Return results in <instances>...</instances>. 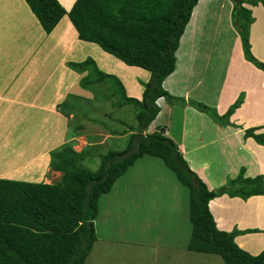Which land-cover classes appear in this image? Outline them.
<instances>
[{
  "label": "crops",
  "instance_id": "crops-1",
  "mask_svg": "<svg viewBox=\"0 0 264 264\" xmlns=\"http://www.w3.org/2000/svg\"><path fill=\"white\" fill-rule=\"evenodd\" d=\"M58 1L69 11L75 0ZM212 1L199 0L194 7L176 51V68L162 84L175 100L171 103L164 98L157 100L160 111L146 131L151 134L162 129V134L175 143L189 168L207 188L218 190L229 180L235 179L241 169H244L245 178L258 175L264 177V153L261 151L264 150V145H259L251 137H244V131L247 129H254V134L264 133V72L244 59L241 41L236 32L235 43L227 56L226 64L222 67L214 63V60L220 58L213 59L221 50L214 51L212 45L201 46L199 43L207 39L203 35L202 25L194 34L190 32L189 36L187 35L188 41L181 44L194 10L198 8L197 13L200 16L205 12L208 14L207 8ZM19 4L21 9L16 11ZM243 5L251 10L252 21L248 32L251 53L258 61L264 63V6L260 3L256 6ZM27 7L24 0H0V179L55 184L60 181L62 174L49 167L50 152L65 142L71 141L74 146L75 143L90 139L89 131L97 128L94 121L103 118L96 110L102 107L103 102L100 98L97 99L93 92L76 89L77 78L83 77L84 74L75 75L76 72L67 66L70 60H85L87 57L83 59V56L87 53L81 54L82 50L85 46L92 45H86L88 42L78 39L67 15L51 33L46 34ZM221 7L220 10H224ZM232 7L231 10L228 9L230 14ZM3 8L7 9V12ZM220 10L214 8L211 12ZM103 56V59L111 60L114 65L105 71L119 78L126 96L140 100L144 90L142 84L149 80L150 73L138 67L127 66L110 55ZM96 64L101 69L99 64ZM215 71L221 72L218 78L214 76ZM80 92L83 95H78ZM71 98L82 101L80 104L72 101L77 113L80 112L81 115L67 111L69 115L66 117L60 112L58 105L67 104ZM181 100L201 103L218 116H223L237 101L240 103L228 117L226 124H221L193 106L183 104ZM86 104L87 109L83 107ZM114 109L112 107L110 110L113 112ZM94 113L100 118L94 117ZM75 115L78 120V123L73 125L77 127L76 132L69 129L70 120ZM39 116L47 122L44 136L39 134L40 130L35 126ZM85 119L89 121L88 124ZM67 132L71 136L69 139H63ZM126 134L123 130L122 136H125L128 142L130 135L126 137ZM102 135L100 131L92 139L97 141V136ZM96 144H86L80 151L91 146L98 148L99 144ZM10 151L13 152L8 154ZM7 155L9 157L6 161L4 159ZM2 158L4 159L1 160ZM48 178L58 179L46 182ZM127 181L124 184H128ZM117 184L120 182L117 181L112 190ZM254 198L264 200V196L242 200L223 194L209 201L208 207L219 230L239 231V235L235 237L236 244L250 254L257 255L264 249V215L251 218L244 214L247 212L248 202ZM96 224L98 225L97 221ZM249 230L258 232H247ZM165 232V226H161L162 249L154 251V264H219L215 255L188 251L187 242L184 245L179 237L165 235ZM108 233L105 232L104 236L96 233L92 253L94 249L99 250V243L104 242L106 248L114 244L112 242L115 240L112 241ZM117 244L122 245L123 242ZM158 253H161L160 258L157 257ZM90 254L85 263L92 259ZM143 263L141 261L140 264ZM108 264L132 263L124 259Z\"/></svg>",
  "mask_w": 264,
  "mask_h": 264
},
{
  "label": "trees",
  "instance_id": "trees-1",
  "mask_svg": "<svg viewBox=\"0 0 264 264\" xmlns=\"http://www.w3.org/2000/svg\"><path fill=\"white\" fill-rule=\"evenodd\" d=\"M24 1L46 34L67 15L80 41L96 44L125 65L149 72L150 78L142 84L144 90L139 100L127 97L119 78L102 71L91 57L67 63L71 70L84 74L79 80L82 89L100 98L99 92L106 87L107 97L117 98L112 101L113 108L134 107L137 125L128 128L134 133L124 149L99 154L96 170L82 166V162L95 155V148L76 152L70 141L49 154L51 170L62 174L59 182L0 179V264H85L96 241L95 220L102 198L144 156L160 159L188 190V251L218 255L223 264H264V250L252 255L241 249L235 242L240 232L219 230L208 207L209 201L223 194L242 200L264 196V177L245 178L241 169L235 179L218 190H209L189 168L177 146L162 134V129L143 134L160 111L157 100H175L162 84L176 68L180 39L199 0H75L69 11L58 0ZM259 3L264 6V0H242L237 10L233 8L232 20L245 60L264 72V63L251 53V10L243 6ZM181 102L221 124H226L240 103L237 101L223 116H218L196 101ZM60 112L69 115L62 108ZM244 137L264 145V133L254 134V129L245 130Z\"/></svg>",
  "mask_w": 264,
  "mask_h": 264
},
{
  "label": "rangeland",
  "instance_id": "rangeland-1",
  "mask_svg": "<svg viewBox=\"0 0 264 264\" xmlns=\"http://www.w3.org/2000/svg\"><path fill=\"white\" fill-rule=\"evenodd\" d=\"M223 1L224 2H222V0H213L212 3H210L209 8H207L208 14L205 12L203 16H200L197 13V18L193 27H188L185 37L183 38L187 42V35L189 36L190 32L194 34L202 25V28L204 29L203 35H205L207 39L202 40L199 43L201 46L212 45L214 51L221 50L220 54L214 56L213 58H220L218 60H214V63L215 65H219L221 67L226 64L227 56L230 54L232 45L235 43V32L237 33L235 27L233 26L234 22L232 20V12L231 14L228 13V9L230 8L231 10L232 6L233 11L234 4L231 0ZM220 7L224 10H220ZM214 8L220 11L211 12ZM3 9L7 12V9ZM20 9L21 6L19 4L16 6V11ZM2 14L5 15L4 12H2ZM16 15L18 16L19 14ZM31 15L33 16L34 14L31 13ZM220 20H222V23H220ZM86 45L92 46L84 47L81 54H87L83 56V59L86 57H92L95 62L99 64L101 70L106 73L108 72L105 71L106 68H113L114 65L111 60L103 59V55L107 53L102 51L100 47L95 44L87 43ZM107 55L109 56V54ZM114 59L118 61L116 58ZM108 73L111 74V72ZM220 74L221 72L215 71V78H218ZM75 75H77V73ZM137 78L144 81L139 76H137ZM79 79L80 78H77L76 89L83 90L79 85ZM78 95L83 94L80 92ZM98 97H100L103 103L102 107L97 108L96 110L103 118L94 121L96 122L97 128L89 131L90 139H86L84 142L79 144L75 143V145L72 146L74 150L80 151L86 144H99H96L98 148H96V146H92L95 148V155L82 162V166L90 170H96L99 166V154H104L110 149H124L127 145V139L125 136H122L123 130L124 132H127L126 137H128L131 133H134L133 130L131 131L128 128L137 125L135 118L136 109L134 107L125 105L121 108H115L112 112V110H110L112 109L111 101H113L114 98L110 99L107 97L106 87L102 88ZM116 99L117 98L115 97L114 100ZM72 101H76L77 104L82 102L81 100H72L71 98L67 104L61 103L58 105V108L60 107L64 109V111H71L75 114L81 115L80 112L77 113L75 103ZM84 106L87 109V104L83 105V107ZM79 111L81 110L79 109ZM93 116L100 118L97 113H94ZM45 123L47 122H44L40 116L37 121H35V126L38 130H40V135H43L44 131L47 130ZM70 123L71 126L69 125V129L71 131L73 130V125L78 123L76 115L72 120H70ZM85 123L88 124L89 121L86 120ZM91 128H93V126ZM100 131H102L103 134L100 136L101 139L99 136H97V141L92 139L94 135ZM118 131H120L121 134H118ZM143 134L146 135L148 132L145 130L143 131ZM70 136V133L67 132L62 138L69 139ZM62 146L57 147L56 150ZM13 151L8 152V154H11ZM261 151L264 153L263 149H261ZM8 157L9 156L7 155L5 159L2 158L1 160L4 159L7 161ZM50 173L51 171L49 172V175H51ZM58 178H54L53 180L52 178H48L49 180H46V182H52ZM125 180H128V184H124V182H126ZM119 182L120 184H117V186L114 187L112 193L105 196L102 203H100L101 212L98 219L95 220L96 233L99 232V234L104 236V233H108L109 231L110 233L108 234L110 238L112 241L115 240V242H112L114 244H112L109 248H106L104 242L99 243V250L94 249L93 253L91 252L89 256L92 259L87 261L85 264H92V262L93 264H108L115 260H119L121 262L124 259L132 264H137L138 262L141 263V261L142 263L144 262L143 264H154V251L161 248V226L163 228L165 226V235H174L176 238L179 237V240L183 241L184 245L188 242L190 235L188 190L176 180L174 174L160 159L144 156L129 168L128 172L124 175V179L123 177L120 178L118 180V183ZM261 200L262 201L254 198L248 202L247 212L244 213L246 214V217L253 218L259 216L260 214L264 215V200ZM96 221L98 222V225L96 224ZM104 230L107 231L104 232ZM121 242H123L122 245L117 244ZM133 242L135 243L133 244ZM157 257L160 258L161 253H158ZM215 257L218 259V263L222 264L220 257L218 255H215Z\"/></svg>",
  "mask_w": 264,
  "mask_h": 264
},
{
  "label": "bare ground",
  "instance_id": "bare-ground-1",
  "mask_svg": "<svg viewBox=\"0 0 264 264\" xmlns=\"http://www.w3.org/2000/svg\"><path fill=\"white\" fill-rule=\"evenodd\" d=\"M71 1H72V0H68V2H71ZM197 9H198V8H196V9L194 10L193 17H192V21H191V23H190V25H189L190 28L193 27V24H194L195 21H196V18H197ZM190 28H189V30H190ZM189 30H188V33H189ZM185 41H186V40L183 39L182 42H181V44H183ZM253 202H254V201H253Z\"/></svg>",
  "mask_w": 264,
  "mask_h": 264
},
{
  "label": "water",
  "instance_id": "water-1",
  "mask_svg": "<svg viewBox=\"0 0 264 264\" xmlns=\"http://www.w3.org/2000/svg\"><path fill=\"white\" fill-rule=\"evenodd\" d=\"M234 4V9L237 10L241 5L242 0H231Z\"/></svg>",
  "mask_w": 264,
  "mask_h": 264
}]
</instances>
